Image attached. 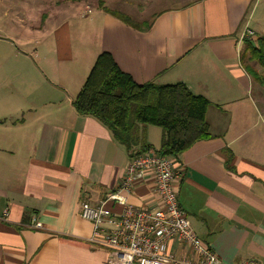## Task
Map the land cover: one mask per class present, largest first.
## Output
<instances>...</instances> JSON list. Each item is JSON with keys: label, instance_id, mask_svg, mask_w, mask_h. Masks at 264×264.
Masks as SVG:
<instances>
[{"label": "crops", "instance_id": "obj_1", "mask_svg": "<svg viewBox=\"0 0 264 264\" xmlns=\"http://www.w3.org/2000/svg\"><path fill=\"white\" fill-rule=\"evenodd\" d=\"M48 1L68 8L41 37L49 54L35 49L31 60L18 50L22 64L0 66V90H11L0 95V264H109L81 205L115 192L131 159L106 126L73 107L101 53L136 84L183 83L211 103L210 137L171 157L181 174L178 201L219 264H264V84L240 60L245 29L252 41L264 37V0H102L150 23L146 31L100 9L99 0ZM63 75L73 83L63 84ZM144 136L148 151L158 152L162 130L148 125ZM129 203L156 206L151 173ZM32 218L41 229L27 227ZM167 249L193 258L177 239Z\"/></svg>", "mask_w": 264, "mask_h": 264}, {"label": "trees", "instance_id": "obj_2", "mask_svg": "<svg viewBox=\"0 0 264 264\" xmlns=\"http://www.w3.org/2000/svg\"><path fill=\"white\" fill-rule=\"evenodd\" d=\"M98 7L138 31L150 28V23H137L123 13L106 9L102 0ZM240 60L252 80L263 85L264 74L255 66L264 71V37L255 41L245 38ZM210 105L183 83L136 84L108 53L98 55L73 101L78 114L96 118L125 145L130 159L148 151L144 136L148 125L162 130L158 153L163 156L175 157L195 142L209 138L206 113Z\"/></svg>", "mask_w": 264, "mask_h": 264}, {"label": "built area", "instance_id": "obj_3", "mask_svg": "<svg viewBox=\"0 0 264 264\" xmlns=\"http://www.w3.org/2000/svg\"><path fill=\"white\" fill-rule=\"evenodd\" d=\"M252 36L253 32L245 29L242 39ZM147 173L153 176V208L129 203V196ZM180 175L171 157L147 151L131 158L115 192L96 206L82 203L81 217L92 223L93 241L108 251L109 264H219L215 252L200 242L180 207L175 188ZM108 203L118 205L120 211L113 212ZM27 227L41 229L42 225L32 218ZM173 239L187 246L193 258L169 252L167 246ZM239 264L260 263L247 260Z\"/></svg>", "mask_w": 264, "mask_h": 264}, {"label": "rangeland", "instance_id": "obj_4", "mask_svg": "<svg viewBox=\"0 0 264 264\" xmlns=\"http://www.w3.org/2000/svg\"><path fill=\"white\" fill-rule=\"evenodd\" d=\"M176 2V0H163L158 4L163 6ZM52 4L48 0L46 2L45 0H0V66L16 67L18 61L22 64L25 58L18 57L16 54L18 50L27 55L31 53V56L35 49L49 54L48 50L45 49L44 41H41V37L43 33H48L56 25L54 20L59 17L58 15L65 16L68 9L66 5ZM154 5L156 6L157 3ZM154 11L157 10H147V13ZM54 13L57 14V17L53 16ZM24 50L29 51V53ZM30 58L32 60L33 56ZM37 59L34 57V60L37 61ZM33 63L37 64V62ZM47 64L52 65L53 58L47 60ZM60 81L63 84L73 83L70 77H64V75ZM46 82L50 83L51 81L46 78ZM0 95L10 96L11 90L3 88L0 90Z\"/></svg>", "mask_w": 264, "mask_h": 264}]
</instances>
